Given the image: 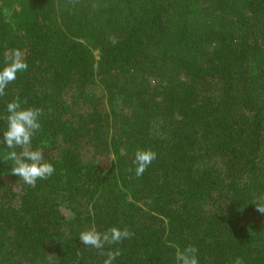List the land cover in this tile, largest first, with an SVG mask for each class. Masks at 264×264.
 Returning a JSON list of instances; mask_svg holds the SVG:
<instances>
[{"label":"trees","instance_id":"16d2710c","mask_svg":"<svg viewBox=\"0 0 264 264\" xmlns=\"http://www.w3.org/2000/svg\"><path fill=\"white\" fill-rule=\"evenodd\" d=\"M0 264H103L79 239L127 227L113 264H264V0H0ZM43 110L55 172L4 157L6 105ZM157 158L142 176L135 152ZM19 152L20 149H17ZM132 171H129V169Z\"/></svg>","mask_w":264,"mask_h":264},{"label":"clouds","instance_id":"9594fccd","mask_svg":"<svg viewBox=\"0 0 264 264\" xmlns=\"http://www.w3.org/2000/svg\"><path fill=\"white\" fill-rule=\"evenodd\" d=\"M28 70V64L24 53L19 49L11 50L8 55L5 66L0 68V96L5 95L6 87L14 82L18 73ZM7 129L3 133V143L8 151L4 157L5 161H12L13 167L11 173L19 177L24 184L35 187L38 180L50 178L55 168L48 162L43 150L33 149L32 140L34 135L41 129V117L43 110L35 107H23L20 97H15L6 105ZM17 149H20L18 152ZM157 158V153L151 149H140L135 152V174L142 176L149 165ZM129 171H132L130 168ZM256 210L264 214V195L259 196L253 203ZM134 236L127 227H109L101 232L95 227L82 231L79 235L80 241L84 246H90L101 250V254L106 255L103 264H113L122 253L118 247L104 252L105 246L119 245L125 239H131ZM197 248L187 246L182 250L177 247L175 260L176 264H199ZM236 264H241L236 261Z\"/></svg>","mask_w":264,"mask_h":264}]
</instances>
